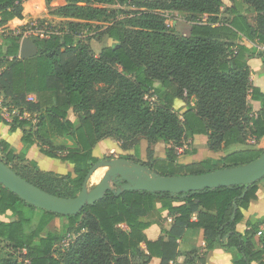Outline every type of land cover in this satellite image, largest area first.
<instances>
[{"label": "trees", "instance_id": "1", "mask_svg": "<svg viewBox=\"0 0 264 264\" xmlns=\"http://www.w3.org/2000/svg\"><path fill=\"white\" fill-rule=\"evenodd\" d=\"M29 1L0 0V28L14 19L24 20ZM63 1L52 13L68 21L59 28L63 34L31 38L36 56L18 58L22 38L13 31L0 45V95L35 114L37 124L17 119L8 124L1 117L0 122L10 125V132L23 129V144L37 141L42 155L73 166V177L38 171L29 183L49 194L74 198L99 162L94 149L104 138L115 140L123 150L127 148L122 144L133 143L135 153L142 139L171 144L166 159L145 165L161 176L201 175L260 157L264 92L252 84L248 61L259 59L264 68V0ZM224 1L231 4L227 21L219 18ZM114 7L128 8L122 20ZM166 13L186 14L187 32L178 35ZM107 20L111 24L100 27V35L112 44L95 54L78 37V27ZM150 93L156 97L154 104L145 100ZM27 94H34L36 103L26 102ZM183 98L193 103L176 112V101ZM250 102L259 104L258 111ZM196 136H206L207 148L222 156L180 164L175 150ZM60 138L72 145L54 146L53 140ZM0 154V161L12 170L15 161L24 160L4 140ZM260 182L176 197L143 191L107 193L73 217L38 210L36 224L37 209L0 184V264H148L153 258L170 264L179 254L177 241L192 234L200 235L205 252L220 247L230 253L232 264L261 263L264 250L257 247L264 244V236L258 241L252 236L264 220L243 214L257 202ZM154 198L178 205L165 208L173 216L171 223L164 236L151 241L145 231L153 225ZM55 217L67 224L47 232ZM236 225L249 231L240 234ZM70 232L74 234L64 244Z\"/></svg>", "mask_w": 264, "mask_h": 264}, {"label": "water", "instance_id": "2", "mask_svg": "<svg viewBox=\"0 0 264 264\" xmlns=\"http://www.w3.org/2000/svg\"><path fill=\"white\" fill-rule=\"evenodd\" d=\"M38 53L35 43L24 38L19 46V59L33 58ZM107 169L96 185L89 186L92 175L99 169ZM264 179V151L254 161L235 168L216 170L201 175L161 176L149 167L128 159L99 161L86 175L81 191L74 198H61L35 187L18 176L0 161V184L33 208L62 217H73L86 206L101 200L105 194L119 196L127 191H143L150 194L199 193L205 190L250 186ZM123 182L116 189L112 185Z\"/></svg>", "mask_w": 264, "mask_h": 264}, {"label": "crops", "instance_id": "3", "mask_svg": "<svg viewBox=\"0 0 264 264\" xmlns=\"http://www.w3.org/2000/svg\"><path fill=\"white\" fill-rule=\"evenodd\" d=\"M225 8H230L231 4L227 1H224ZM27 11L28 8L25 11V19L24 20H18L14 19L11 22H9L5 29H0V45L3 44L4 37L7 36L9 31H13L12 34L16 35L19 33V30H17L11 26L12 23H20L24 24L27 22ZM175 15L177 17L180 16H187L186 14L182 13H172L168 14L166 13L165 16L167 18L172 17ZM168 22V20H167ZM187 22V21H186ZM173 27L177 29L176 22L172 23ZM11 26V27H10ZM175 29V30H176ZM248 66L251 70V82L252 84L259 88L262 92H264V68L262 66L261 60L259 59H251L248 61ZM34 95V94H32ZM35 96V95H34ZM36 97V96H35ZM37 100V98H36ZM253 111H258L259 104L256 102H250ZM27 130V129H26ZM26 134L23 129H17L14 132H10V125L5 124L3 122H0V141L4 140L7 143L10 144L11 148L13 149L14 153L16 155H24V160H27L30 162L31 165L35 166L39 171L41 172H47V173H53L60 176H66L70 174L72 177L73 174V166L69 164H63L60 163L58 160L50 159L45 157L40 153V147L37 141H34V139H31V141H34L32 145H25L22 143L23 137H25ZM203 139H206V136H196L193 139L188 140L183 145L187 149V145H190L191 152L188 153L185 156H180L178 159V162L180 164L188 165L193 163H199L205 159L213 158L218 156H222V154H213L209 155V150L207 148L206 143ZM54 146H64V147H70L72 145V142L68 139H54L53 140ZM100 148H104L106 150H114L119 149L117 142L111 138L103 139L99 142ZM171 144H165L163 142H157L155 144H149L146 140L142 139L139 143V151L138 153H135L134 150L127 151L120 149L122 152H124V155L127 156H133L132 160L137 162H144L145 154L147 152V149L150 147V150H154L158 147H162L164 151L168 148H170ZM115 147V148H114ZM216 155V156H214ZM159 160H164L159 159ZM178 203L171 202V201H164L161 200V206L154 205L153 204V225L145 231L146 237L151 241H156L159 239L160 236L163 235V230L167 228V226L171 223V220L173 216L169 215L168 211L165 210V208L170 206H177ZM157 211V213L155 212ZM245 218L248 219H263L264 220V182H260L258 185V191H257V202L254 204H250L248 209L243 212ZM157 216V220L154 218V216ZM166 217V221L159 220V217L164 218ZM0 219H3L2 217ZM194 220V219H193ZM236 231L240 234H244L249 231V228L245 225H236L235 227ZM262 231L264 234V222L259 225L258 232ZM164 236V235H163ZM255 241H258L262 239V236L254 235L252 236ZM178 244V256L176 257L175 261L171 262L170 264H232V255L230 253L225 252L220 247H216L215 249L205 252V244L202 241L199 234H192V235H186L185 239H180L177 241ZM141 249L145 251V246L142 244ZM257 248L262 249V245H259ZM148 264H160V260L157 258H153L149 260ZM256 264V263H253ZM257 264H264V257L261 263Z\"/></svg>", "mask_w": 264, "mask_h": 264}, {"label": "rangeland", "instance_id": "4", "mask_svg": "<svg viewBox=\"0 0 264 264\" xmlns=\"http://www.w3.org/2000/svg\"><path fill=\"white\" fill-rule=\"evenodd\" d=\"M28 4V5H27ZM27 21H32L33 19H39L42 20V22H47L49 24H53L54 26L58 27V28H62L65 26V24L68 22L65 19H60V18H56L52 16V13L60 6H62L64 4L63 0H32L29 1L27 3ZM114 10H120L119 12L117 11V19L118 20H122L125 17V12L128 10V8H118V7H114L111 8ZM116 12V11H115ZM228 11L227 8H225V6L221 9L220 14H219V18L221 21H227L230 19V17L228 16ZM249 17V22L252 24L253 23V18L254 15H248ZM168 20V24L173 26L172 23L176 22L177 24V29L176 32L178 35H181L183 33H186L189 27V24L186 22L187 21V16H180L178 15L177 17H175V15H173L172 17L167 18ZM80 27H78V37L84 41L86 44H88V46L93 50V52L95 54H97L100 49L103 46H107V45H111L112 41L108 40L107 38H105L104 36L100 35V33L102 32L103 28H105L106 26L111 24L110 20L101 22V23H88L87 25L85 23H80ZM22 24L20 23H12V27L13 29L21 26ZM10 26V27H11ZM100 27H103L102 29ZM264 74V73H263ZM190 103L192 104L193 101L191 99H181V100H177L176 104H175V111L176 112H180L182 111L186 104ZM71 119L74 120L75 117L73 114L70 115ZM61 139V138H60ZM107 139V138H104ZM204 142L206 139H203ZM208 140V138H207ZM207 145V141L205 142ZM118 147L119 149H115L110 151V150H106L104 148H100L99 144L96 146V148L94 149V156L97 158L98 161H103V160H109V159H122V157H127L129 158L131 161L133 156H127L124 155V152H122L120 149L121 145L119 143ZM122 146H125L127 148V151H132V146L133 143H126V144H122ZM258 148H264V142H261L257 145ZM190 145H187V149L185 151V153L182 156L187 155L188 153L190 154L191 149ZM209 150V149H208ZM209 155H213V154H220V153H214L212 151L209 150ZM223 154V153H222ZM214 155V156H216ZM1 157V154H0ZM167 157V152L164 151V149L162 147H158L154 150H147L146 154H145V158H144V162H138L139 164L142 165H150L151 162L159 160V159H166ZM219 157V156H218ZM217 157H213V159H216ZM128 159V160H129ZM178 160V159H177ZM12 168L14 169L13 171H15V173H19V175L21 177H23L26 181L31 182L30 180L34 179V175L39 171L37 168H34L29 161L27 160H23V161H15L12 165ZM107 169L102 168L97 170L91 177L90 182L88 183L89 186L91 185H96L98 184V182L101 180L102 176L104 175L105 171ZM21 173V174H20ZM57 175V174H55ZM160 175V174H159ZM60 176V175H58ZM112 189H115L114 187H112ZM161 200L169 201L168 199H159V198H154L152 200V203L154 205H159L161 206ZM34 224H36L38 222V220L40 219V212L38 210H34ZM39 212V213H38ZM157 213V211H155ZM166 217L161 218L159 217V220L162 219V221H166ZM154 218L157 220V216L155 215ZM167 223V221L165 222ZM67 224V220L66 219H62L59 217H55L46 227V231H54V230H60L62 225H66ZM74 233L70 232L67 235H65V239H64V244L68 243V240L70 238H72V235ZM18 256V255H17ZM18 260L21 262L23 261V257L20 256L18 257Z\"/></svg>", "mask_w": 264, "mask_h": 264}, {"label": "built area", "instance_id": "5", "mask_svg": "<svg viewBox=\"0 0 264 264\" xmlns=\"http://www.w3.org/2000/svg\"><path fill=\"white\" fill-rule=\"evenodd\" d=\"M22 28L21 31H19V34L21 35V38H35L38 40L47 39L51 36H61L63 34V31H60V29L53 24H49L47 22H42V20L39 19H33L32 21H27L26 23L22 24L21 26L16 27ZM2 29V28H0ZM66 33V31L64 32ZM21 39V40H22ZM19 58V56H18ZM9 60H12V58H9ZM4 67L0 66V75L3 71ZM145 100L148 101L150 104H154L156 102V97L150 93L145 97ZM36 97L32 94H27L26 96V102L28 103H36ZM0 117L4 120V122L10 124L14 119H17L18 121H24L31 123L34 127L37 124V117L36 115H32L26 110L13 106L9 99H4L3 96L0 95ZM176 156L180 157L182 156L185 151L186 147H179L176 150ZM60 154V153H59ZM264 236L262 231L257 232V236ZM70 240V239H69ZM68 240V242H69ZM262 249L264 250V244L262 245ZM22 254H25V250H22Z\"/></svg>", "mask_w": 264, "mask_h": 264}, {"label": "flooded vegetation", "instance_id": "6", "mask_svg": "<svg viewBox=\"0 0 264 264\" xmlns=\"http://www.w3.org/2000/svg\"><path fill=\"white\" fill-rule=\"evenodd\" d=\"M121 184H123V182L121 181H117V183L113 184L112 187H114L115 189L120 186Z\"/></svg>", "mask_w": 264, "mask_h": 264}]
</instances>
